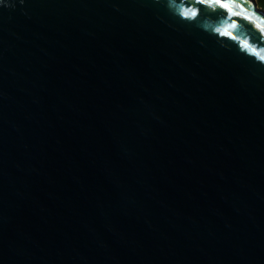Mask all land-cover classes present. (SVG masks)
<instances>
[{
	"label": "water",
	"instance_id": "1",
	"mask_svg": "<svg viewBox=\"0 0 264 264\" xmlns=\"http://www.w3.org/2000/svg\"><path fill=\"white\" fill-rule=\"evenodd\" d=\"M246 5L0 0V264H264Z\"/></svg>",
	"mask_w": 264,
	"mask_h": 264
},
{
	"label": "snow or ice",
	"instance_id": "2",
	"mask_svg": "<svg viewBox=\"0 0 264 264\" xmlns=\"http://www.w3.org/2000/svg\"><path fill=\"white\" fill-rule=\"evenodd\" d=\"M221 7H224V8H226L227 10H228V12H232V7H230L229 5H227V4H222L221 5ZM246 7H247V5H246ZM193 16H195L196 15V12H192L191 13ZM233 15H239V13H232ZM188 15V13L186 12L185 13V16H187ZM259 15V14H258ZM244 19H246V20H250L251 19V17L250 16H248L247 14H245L244 15V17H243ZM262 19H264V17H262ZM236 26V24H235V22L231 25V27H235ZM257 27H259V25H257Z\"/></svg>",
	"mask_w": 264,
	"mask_h": 264
},
{
	"label": "bare ground",
	"instance_id": "3",
	"mask_svg": "<svg viewBox=\"0 0 264 264\" xmlns=\"http://www.w3.org/2000/svg\"><path fill=\"white\" fill-rule=\"evenodd\" d=\"M241 1H243L245 4H247L250 7H253V8L256 7V4H255L254 0H241Z\"/></svg>",
	"mask_w": 264,
	"mask_h": 264
},
{
	"label": "trees",
	"instance_id": "4",
	"mask_svg": "<svg viewBox=\"0 0 264 264\" xmlns=\"http://www.w3.org/2000/svg\"><path fill=\"white\" fill-rule=\"evenodd\" d=\"M258 8L264 11V0H255Z\"/></svg>",
	"mask_w": 264,
	"mask_h": 264
},
{
	"label": "rangeland",
	"instance_id": "5",
	"mask_svg": "<svg viewBox=\"0 0 264 264\" xmlns=\"http://www.w3.org/2000/svg\"><path fill=\"white\" fill-rule=\"evenodd\" d=\"M256 2V1H255Z\"/></svg>",
	"mask_w": 264,
	"mask_h": 264
}]
</instances>
